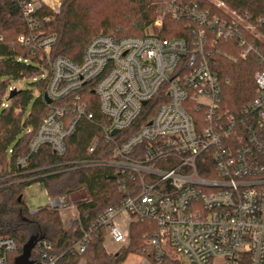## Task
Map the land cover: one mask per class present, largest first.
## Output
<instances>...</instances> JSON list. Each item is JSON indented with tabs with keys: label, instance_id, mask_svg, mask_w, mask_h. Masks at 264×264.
<instances>
[{
	"label": "built area",
	"instance_id": "1",
	"mask_svg": "<svg viewBox=\"0 0 264 264\" xmlns=\"http://www.w3.org/2000/svg\"><path fill=\"white\" fill-rule=\"evenodd\" d=\"M63 1L18 0L29 28L18 42L50 66L46 91L34 94L48 112L34 131L30 153L48 146L63 156L80 121H95L89 99L94 95L109 123L100 124L102 136L93 139L88 153L101 156L73 161L70 169L109 168L129 193L82 228L78 254L96 231L122 245L130 242L131 224L149 221L158 230L144 239L158 264H166L167 247L187 264H264V56L259 48L264 21L223 0H170L149 26L157 33L96 36L77 64L64 57L51 60L57 36L39 28V10L58 13ZM167 14L186 24L184 37H163ZM220 40L236 41L240 60L255 54L263 64L254 76L256 97L238 113L222 107L214 60L222 53ZM150 103L154 107L148 108ZM47 208L72 211L70 225L80 221L70 197L49 196ZM35 249L40 264H61L51 242L40 240ZM17 250L13 238L1 237L0 264H9Z\"/></svg>",
	"mask_w": 264,
	"mask_h": 264
},
{
	"label": "trees",
	"instance_id": "2",
	"mask_svg": "<svg viewBox=\"0 0 264 264\" xmlns=\"http://www.w3.org/2000/svg\"><path fill=\"white\" fill-rule=\"evenodd\" d=\"M167 1L170 0H115L118 5L114 12L99 19L96 13L103 11H95L93 0H64L58 13L46 7L39 10V28L46 35L57 36L50 52L51 60L64 57L81 64L85 48L94 37H141ZM223 1L232 9L249 13L253 20L264 21V0ZM164 24L162 35L165 38L184 37L188 33L186 24L174 20L170 14L166 15ZM28 31L18 0H0V238H13L18 245V250L9 255V264H15L29 243L40 240L52 243L53 254L61 256V264H79L81 260L86 264H121L131 249L147 246L144 236H153L158 227L149 221L131 224L129 247L117 254L109 253L105 248L104 231H96L90 235L85 252L78 254L77 245L83 239L82 228L87 229L100 214L119 205L129 193L121 189L122 177L109 168L70 169L69 163L73 161L101 156L88 153L93 139L102 136L100 124L109 123L100 113L94 95H89V99L95 121H80L76 133L66 140L67 150L63 156L54 154L48 146L30 153L34 131L48 107L41 98H36L32 113L24 120L25 109L35 92L43 94L46 91L50 66L40 60L39 52L34 53L30 47L18 42V37ZM218 48L223 54H215L214 60L222 80V107L230 113H238L256 97L254 76L263 64L255 54L249 55L247 61L240 60L236 41L220 40ZM259 48L264 56V44L259 43ZM44 74L43 79L34 83V89L17 86L14 89L17 92L10 98V91L7 96L11 82L35 80ZM6 100L7 107L3 106ZM152 107L154 103L148 105V108ZM26 128H31L32 132H26ZM23 132L24 136H21ZM20 159H25L24 165L19 163ZM35 182L43 183L52 197L86 190L91 199L77 204L80 221L65 229L59 213L47 206L33 212L24 200V191ZM146 257L151 264H158L153 250ZM30 260L40 264L35 248Z\"/></svg>",
	"mask_w": 264,
	"mask_h": 264
},
{
	"label": "rangeland",
	"instance_id": "3",
	"mask_svg": "<svg viewBox=\"0 0 264 264\" xmlns=\"http://www.w3.org/2000/svg\"><path fill=\"white\" fill-rule=\"evenodd\" d=\"M93 2H94L95 11H99V12L103 11V13H96V15L98 14V16H100L99 19H103L104 16H108L111 13H113L118 5L115 2V0H93ZM149 26H147L143 30V34L150 33V32L152 33L158 32L157 29L153 27H149ZM44 62L48 63V59L45 58ZM44 77H45V74L42 76L41 75L38 76L35 80L27 79V80H23L19 82L13 81L11 82V87L15 89L17 86H21L24 89H34L35 88L34 83L43 79ZM36 98L37 97L34 95L30 103L27 105L25 109L24 120H26L28 116L32 113ZM21 136H24V132L21 134ZM65 196L70 197L71 200L75 201L77 204L80 202H85V200L89 201L91 199L87 191L84 189H81L73 194L65 195ZM24 200L27 206L32 211L37 210L38 208L46 207L49 203V194L46 190L45 185L41 182H35L34 184L28 186L24 191ZM59 215L61 217L63 227L65 229H69L72 226L70 225V221L72 217L74 216L72 211L64 210L60 212ZM104 233L106 234V232ZM129 243L130 242H128L127 244L121 245V244L114 243L107 235L105 237V248L107 249L109 253H112V254H117V253L124 251L126 248L129 247ZM145 244H146V241H145ZM133 249H131V253L128 254L126 260L121 264H151L148 257H146V254L150 250H152L150 247L145 246L142 249H134V250ZM166 253L168 254V256L165 259V263H170L174 261L179 264H187L185 260L182 257H180L176 249L167 247Z\"/></svg>",
	"mask_w": 264,
	"mask_h": 264
},
{
	"label": "water",
	"instance_id": "4",
	"mask_svg": "<svg viewBox=\"0 0 264 264\" xmlns=\"http://www.w3.org/2000/svg\"><path fill=\"white\" fill-rule=\"evenodd\" d=\"M16 90H12L11 94H10V98L16 93ZM45 99L48 103L51 102V99L48 97L47 94L44 95ZM113 134L117 133V130H114L112 132ZM36 246V242H31L29 243L24 249H23V253L16 259L15 264H34L33 261L30 260V255L32 250L35 248Z\"/></svg>",
	"mask_w": 264,
	"mask_h": 264
}]
</instances>
